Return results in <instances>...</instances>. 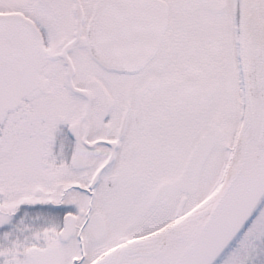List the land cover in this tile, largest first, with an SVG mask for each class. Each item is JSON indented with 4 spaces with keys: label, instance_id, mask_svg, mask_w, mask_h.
Wrapping results in <instances>:
<instances>
[{
    "label": "snow or ice",
    "instance_id": "snow-or-ice-1",
    "mask_svg": "<svg viewBox=\"0 0 264 264\" xmlns=\"http://www.w3.org/2000/svg\"><path fill=\"white\" fill-rule=\"evenodd\" d=\"M0 264H264V0H0Z\"/></svg>",
    "mask_w": 264,
    "mask_h": 264
}]
</instances>
